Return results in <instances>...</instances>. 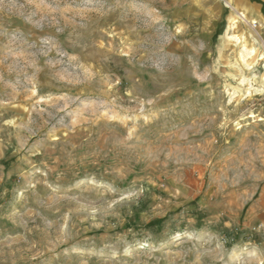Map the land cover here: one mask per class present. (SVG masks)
<instances>
[{
  "label": "rangeland",
  "instance_id": "rangeland-1",
  "mask_svg": "<svg viewBox=\"0 0 264 264\" xmlns=\"http://www.w3.org/2000/svg\"><path fill=\"white\" fill-rule=\"evenodd\" d=\"M259 2L0 0V264H264Z\"/></svg>",
  "mask_w": 264,
  "mask_h": 264
},
{
  "label": "trees",
  "instance_id": "trees-1",
  "mask_svg": "<svg viewBox=\"0 0 264 264\" xmlns=\"http://www.w3.org/2000/svg\"><path fill=\"white\" fill-rule=\"evenodd\" d=\"M255 1H258V0H255ZM259 3L262 4V10L264 11V3H262V2H259Z\"/></svg>",
  "mask_w": 264,
  "mask_h": 264
},
{
  "label": "bare ground",
  "instance_id": "bare-ground-1",
  "mask_svg": "<svg viewBox=\"0 0 264 264\" xmlns=\"http://www.w3.org/2000/svg\"><path fill=\"white\" fill-rule=\"evenodd\" d=\"M237 21L234 23V26L236 25Z\"/></svg>",
  "mask_w": 264,
  "mask_h": 264
}]
</instances>
